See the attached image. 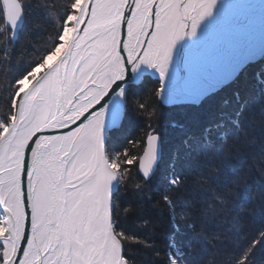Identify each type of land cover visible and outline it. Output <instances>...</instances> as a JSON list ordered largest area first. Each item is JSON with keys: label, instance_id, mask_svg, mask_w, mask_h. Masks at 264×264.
<instances>
[{"label": "snow or ice", "instance_id": "obj_1", "mask_svg": "<svg viewBox=\"0 0 264 264\" xmlns=\"http://www.w3.org/2000/svg\"><path fill=\"white\" fill-rule=\"evenodd\" d=\"M215 5L216 0H84L77 8L74 0L59 42L40 63L63 43L65 27L74 29L71 47L26 92L20 81L32 79L40 63L13 82L10 113L0 121V215L7 204L23 220L15 264L25 251L35 264H129L113 184H122L126 166L137 161L142 175H150L157 137H148L140 157L124 151L109 158L103 101L131 66L146 64L163 79L177 41L189 27L195 35ZM22 18L21 3L12 33ZM4 247L0 241V264H12Z\"/></svg>", "mask_w": 264, "mask_h": 264}, {"label": "trees", "instance_id": "obj_2", "mask_svg": "<svg viewBox=\"0 0 264 264\" xmlns=\"http://www.w3.org/2000/svg\"><path fill=\"white\" fill-rule=\"evenodd\" d=\"M20 2L26 20L13 41L0 0V121L13 82L55 47L74 0ZM128 97L111 149L143 155L153 130L163 141L156 175L134 169L115 194L129 264H264V83L243 73L196 105L167 107L143 90Z\"/></svg>", "mask_w": 264, "mask_h": 264}, {"label": "bare ground", "instance_id": "obj_3", "mask_svg": "<svg viewBox=\"0 0 264 264\" xmlns=\"http://www.w3.org/2000/svg\"><path fill=\"white\" fill-rule=\"evenodd\" d=\"M71 38L72 36L64 43V52ZM263 53L264 0H216L212 13L200 22L196 34L192 35L189 27L184 38L177 41L163 79L158 69L146 64L129 66L126 79L130 80L140 70H152L163 80L166 93H176L177 96H174L176 100H196L225 85L239 69L251 61H256ZM139 85L141 86V84L132 83L125 85L127 87L125 95H122L124 93L118 95L116 86L103 101V106L107 107L103 128L106 152L109 144L108 136L120 131L121 125L124 124L125 113L129 110L128 95L132 88ZM159 85L163 87L161 82ZM118 126L120 127L114 131L113 128ZM110 129L113 130L110 131ZM118 183L119 181H116L113 184L114 199V194L119 189ZM6 206L8 213L13 215L14 221L19 225V230L23 231V220L10 210L7 204ZM3 216L5 226L3 225L0 239L7 242L8 258L13 249L10 243L7 215L3 214ZM9 247L12 249L11 252ZM26 252L27 257L31 256L29 251ZM30 259L32 260V256Z\"/></svg>", "mask_w": 264, "mask_h": 264}, {"label": "rangeland", "instance_id": "obj_4", "mask_svg": "<svg viewBox=\"0 0 264 264\" xmlns=\"http://www.w3.org/2000/svg\"><path fill=\"white\" fill-rule=\"evenodd\" d=\"M83 2H84L83 0H75V6L77 8H79V6L81 4H83ZM69 19L74 20L75 17H69ZM7 29H8V26H7ZM72 32H73V28L72 27H65L64 28V41H63V43H61L59 47L55 48V51L52 53L51 56L48 57L47 60H43V62L40 64V68L39 69H36L34 72H32V77H33L32 79H24V80H21L20 81V84H21L20 91L21 92H26V90H28V89H30L32 87V84L34 83L35 79L38 78V76L40 74L39 73L40 71L42 73L44 71V69L49 68L52 63H55L60 58H62L63 53H64V46L63 45L72 36V35H70V34H72ZM10 36H11V34H10ZM11 39H12V37H11ZM26 66L27 65L21 66V63H20L16 67H17L18 70L22 71L21 73H24ZM250 71L254 74V76H255V78H256L257 81H259V82L262 81L264 83V79H263V75H262V73L264 72V53L262 55H259V57H258V59L256 61H253V62L251 61L246 66H244L241 69H239L238 72L235 73L228 80V82L225 85L220 86L219 88H217V90L211 91V92L207 93L204 96H201V97L196 98V100L195 99L194 100H188V101L187 100L182 101L180 99L179 100L178 99L176 100L175 97H174V96H177V95H175L176 93H172V94L164 93V92L161 93L159 91L161 89V85H159V82L156 81V80H154L152 77L151 78L150 77L145 78L144 81L141 82V86L140 85L139 86H136L137 87V88L135 87L136 90H135V88H132V90L130 89L131 90L130 92L139 93L140 91L143 90L144 92L149 91L151 93H154L158 97L159 102L162 103L163 105L167 106V107H174L176 105L177 106H182V105L184 106L185 104L196 105V104H200L202 101H204L205 99H207V97L213 95L214 93H217L218 91H220V90H222L224 88H227L228 85H230L231 83L235 82L241 74L248 73ZM129 95H130V93H129ZM244 108H245V106L243 107V111H244V113H246V111H245ZM246 110H248V108H246ZM244 115H246V114H244ZM126 118H127V116H126V113H125V117H124L123 123H125V121H127ZM122 126L123 125H121V127ZM154 135H158L159 136V134L157 133L156 130H153L152 132H150L147 135L146 140L148 139V137L154 136ZM110 136H111V134H110ZM110 136H108V140H107L108 142L110 140ZM222 137H223V135H222ZM160 139H161V137H160ZM146 146H147V143H146ZM146 146H145V148H146ZM107 148H108L107 149L108 156L111 159H115L121 153L124 152V151L119 152L117 149H111V145L110 144L107 145ZM162 149H163V141H162ZM133 155L134 156H137V157L142 156V155H137L136 153H133ZM133 155H129V158L131 156H133ZM162 157H163V151H162V156H161V158L159 160L160 161L159 164L161 163ZM124 158L125 157L121 156V159H124ZM159 164H158V167H159ZM158 167H157V169H158ZM138 168H139V162L138 161H137L136 164H134L132 166H126L127 175L129 174L130 171H133L134 169H138ZM157 169H156V171H157ZM156 173L151 178H144L143 175H142V173H141V175H142L143 179L149 180V179H152L156 175ZM118 185H119V189H120V187H121L120 181H119ZM119 189L115 192V194L119 191ZM115 194H114V196H115ZM3 220H4V216L3 215H0V233L2 232V228L5 226ZM0 241H4V240L3 239H0ZM6 243L7 242H5V247H4V252H3V255L5 257V260L7 259L6 252H7V248H8V246H7ZM124 252H125V250H124Z\"/></svg>", "mask_w": 264, "mask_h": 264}, {"label": "water", "instance_id": "obj_5", "mask_svg": "<svg viewBox=\"0 0 264 264\" xmlns=\"http://www.w3.org/2000/svg\"><path fill=\"white\" fill-rule=\"evenodd\" d=\"M84 1V0H83ZM84 3V2H83ZM2 5L4 6V10H5V16H6V26H8V30L11 33L12 40L16 41L18 40V36L20 31L22 30V28L24 27V23H25V19H26V15L24 14V9H23V18L21 20V22L19 23V25L15 28V32L12 33L10 26H15V21L18 17H20L21 15V3H18L17 0H2ZM74 31V29H73ZM122 32H126V26L124 28H122ZM73 33V32H72ZM73 37L71 38L70 42L68 43V47L66 49V51L63 53V56L65 55V53L68 51V49L71 47V42H72ZM62 56V58H63ZM60 58V59H62ZM59 59V60H60ZM58 60V61H59ZM146 77H152L154 80L161 82V84L163 85V92L166 93L165 90V85L163 84V80H161L160 76L158 74H155L154 72H152V70H140L136 76L132 77L130 80H123L121 82V84H118V95L119 93H121V87L123 88V92L125 95V93L127 92V87H125V85H128L130 83L134 84V85H138L141 84L142 80L145 79ZM27 91V90H26ZM207 94V93H206ZM122 123V122H121ZM120 126L113 128L114 130L119 128ZM113 129H110V131H112ZM155 137H157V142H156V162L152 168V171L150 173V175L147 178H151L155 173H156V169L158 167L159 164V160L162 156V139H160V137L158 135H154ZM141 173V172H140ZM144 177V176H143ZM145 178V177H144ZM6 204L4 205V209H3V213L4 215H7V222H8V228H9V233L11 235L10 237V243L12 244V264H15V252L16 250L19 249V245H20V240L22 237V232L21 230H19L18 225L16 224V222L14 221L15 219H13V215L11 216L8 211L6 210ZM31 244V243H30ZM30 247V245H29ZM31 256L27 257V252L25 251V258L24 260L21 262V264H35V260L32 257V260L30 259ZM7 260V259H6Z\"/></svg>", "mask_w": 264, "mask_h": 264}, {"label": "flooded vegetation", "instance_id": "obj_6", "mask_svg": "<svg viewBox=\"0 0 264 264\" xmlns=\"http://www.w3.org/2000/svg\"><path fill=\"white\" fill-rule=\"evenodd\" d=\"M156 82V81H155Z\"/></svg>", "mask_w": 264, "mask_h": 264}]
</instances>
